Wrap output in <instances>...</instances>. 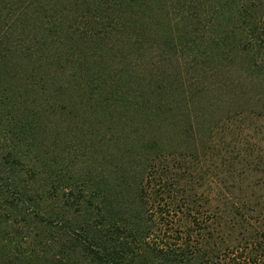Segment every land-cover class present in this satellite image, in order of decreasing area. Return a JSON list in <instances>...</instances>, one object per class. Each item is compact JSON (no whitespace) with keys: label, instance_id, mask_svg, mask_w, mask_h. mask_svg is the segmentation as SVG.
<instances>
[{"label":"trees","instance_id":"16d2710c","mask_svg":"<svg viewBox=\"0 0 264 264\" xmlns=\"http://www.w3.org/2000/svg\"><path fill=\"white\" fill-rule=\"evenodd\" d=\"M245 1L0 0V264H264L262 91L253 94L257 105L194 138L192 151L156 140L132 141L129 150L127 136L84 116L118 95L92 70L99 54L115 39L114 53L124 41L143 46L155 31L196 67L240 69L264 84V0L255 17ZM67 3L61 19L74 12L68 18L98 31L63 28L52 4ZM90 44L93 54L84 51ZM145 88L125 104L154 107L152 118L163 123L161 108L178 94L171 85ZM245 94L248 81L232 95ZM70 125L81 133L74 144ZM94 149L102 172L72 171L80 150Z\"/></svg>","mask_w":264,"mask_h":264},{"label":"rangeland","instance_id":"374dc122","mask_svg":"<svg viewBox=\"0 0 264 264\" xmlns=\"http://www.w3.org/2000/svg\"><path fill=\"white\" fill-rule=\"evenodd\" d=\"M245 2L252 6L250 8L252 15L254 13L257 16L258 9L254 5L261 4L262 1L246 0ZM262 4H264V1ZM68 7H71L68 3L62 9L60 6L52 4L53 13L57 14V18L60 19L62 18V12ZM168 9L171 10L170 4ZM262 11H264L263 7L260 8L259 18ZM78 13L81 16L86 15V11L82 9ZM73 14L74 12L66 18L59 20L64 25L63 28L71 27L74 32L77 30V33L81 34L80 36H82V32L87 30L90 32L98 31V27L94 23L89 24L81 21L84 18L79 20L75 18L73 22L72 19L68 18ZM254 15L253 17H255ZM57 23L59 24L58 21ZM135 32L139 34L142 31L135 30ZM129 36L132 37V33ZM151 36L154 40L149 41V39H145L146 42L143 46H133V43L124 41V45L121 46L123 47L122 51L117 53H114L115 49H118L121 44L116 46L115 39L109 44L111 48L106 53L99 54L98 64L92 67L93 71L99 73V75H104L108 80L109 93L115 92L118 95L116 98L114 97V99L112 98L100 106L86 109L84 116L88 118V122L92 125L106 127L111 124L113 128H116L114 135L122 134L125 137L127 136L130 142L127 144L129 150L135 149V146L131 144L132 141H135V143H146L155 142L154 140H156L164 149H168L169 151H184L186 148L192 151L195 149L194 138L206 139V132L212 127H215L216 131L220 127L218 125H222L223 120L227 116H233L240 108H250V104L252 107L254 102V105L258 104V101H256L257 96L255 97L253 94H256L257 91H262V93L260 92L262 95L264 93V84L258 85L254 78H249L250 74L242 75L239 71L240 69L231 67L219 70L214 65H207L203 70L200 66L196 67V63L192 58L176 57L172 53L170 41L166 37L164 38L166 35H160L159 31H155V34H151ZM94 50H96L94 44H90L84 49L88 54H93ZM127 54L130 57H127ZM153 80L154 83L159 85L173 86L176 94H178L176 95L175 103H173V111L171 110L164 114L168 109L172 108H167L163 112L160 107V118L164 119L163 123L158 122L161 119L157 121L155 118H152L150 111L154 107L150 108V111L146 107L132 109L131 104L127 105L124 102L126 98L133 103L138 95L142 96L147 91L149 92L150 89L145 87H147L148 83H151L153 86ZM247 81L250 94H245L241 98H236L232 95L233 93H242ZM222 83L223 86L221 85ZM201 89L207 90L203 100V96L197 95L199 91H202ZM139 92L142 94H138ZM263 97L264 95L260 102H264ZM157 108L159 107L155 106V111ZM120 113H122L123 118L117 119L113 117V115ZM113 118L114 122L111 123ZM189 123L194 124V131L192 133L187 132V130L189 131ZM76 129L75 126L70 125L67 132V134L69 133L67 137L71 138L72 144L81 138V133L77 134L78 130ZM132 131L134 132L132 134L133 139L130 137ZM42 136L45 138L49 135L42 134ZM99 150L101 149L99 148ZM99 150H90L87 156H83L85 151L80 150L79 165L77 161H74L72 167H69L74 172L78 167H92L95 172L101 173L106 163L102 161V154L100 152L97 153V158L93 154ZM57 151L62 154L63 145H60ZM111 151L115 153L116 150L111 149ZM59 168H62V166L59 165ZM120 179L116 177L111 178V180H117L118 182H120ZM135 185L138 187V184Z\"/></svg>","mask_w":264,"mask_h":264}]
</instances>
